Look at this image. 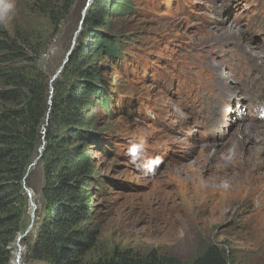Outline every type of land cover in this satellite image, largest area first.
Here are the masks:
<instances>
[{
	"label": "rangeland",
	"instance_id": "rangeland-1",
	"mask_svg": "<svg viewBox=\"0 0 264 264\" xmlns=\"http://www.w3.org/2000/svg\"><path fill=\"white\" fill-rule=\"evenodd\" d=\"M37 1L0 0V21L33 39L49 96L80 38H101L91 57L110 109L86 114L90 211L70 226L94 241L84 261L128 248L189 261L213 243L233 264H264V62L250 55L258 44L264 58V0H111L96 35L85 25L94 0ZM241 121L257 137L233 135ZM42 132L21 181L31 195L24 229L36 232ZM33 238L20 242L19 264H47L30 257Z\"/></svg>",
	"mask_w": 264,
	"mask_h": 264
},
{
	"label": "trees",
	"instance_id": "trees-1",
	"mask_svg": "<svg viewBox=\"0 0 264 264\" xmlns=\"http://www.w3.org/2000/svg\"><path fill=\"white\" fill-rule=\"evenodd\" d=\"M110 1L94 0L85 23L87 28L93 27L92 35H96L95 27L103 24L102 15L113 5ZM36 3L41 8L47 1ZM10 33L0 21V264H10L8 247L26 226L27 196L21 181L37 156L47 114L40 158L44 216L29 245L30 257L47 264H233L232 255L213 243H205L189 261L155 249L139 252L129 248L84 261L94 241L88 230L70 226L90 211L92 188L86 181L92 180L87 175L91 156L86 140H90L87 129L92 123L86 114L92 106L100 107L96 103L100 98L96 85L100 69L91 54L101 38L89 34L85 44L80 38L79 48L65 63L61 79L51 84L48 112L50 84L37 67V47L22 30L16 28L13 36ZM63 228L68 230L63 232Z\"/></svg>",
	"mask_w": 264,
	"mask_h": 264
},
{
	"label": "bare ground",
	"instance_id": "bare-ground-1",
	"mask_svg": "<svg viewBox=\"0 0 264 264\" xmlns=\"http://www.w3.org/2000/svg\"><path fill=\"white\" fill-rule=\"evenodd\" d=\"M255 22H256V24L257 25H259L260 24V22L259 21H257V20H255ZM232 26V25H231ZM229 34H233V32H232V30L230 29L229 31H228V35ZM232 35H230L229 37H231ZM234 38H236V37H234ZM239 38V37H238ZM233 39V38H232ZM244 44H240V48H241V46H243ZM261 47V45H256V46H251V48L252 49H254V51L255 52H253V53H251L250 55H251V57H253V58H258L261 62H264V58L262 57V56H260V55H258L259 53H258V51H257V49H256V47ZM256 49V50H255ZM261 50H263L262 48H260V51ZM264 53V52H263ZM219 73V72H218ZM224 80V79H223ZM238 119H242V117L238 114ZM241 126H240V123L238 124V127L236 128L237 129V132L235 131V133L233 134V135H236L237 133H239L241 136H243V135H246V134H252V135H256V136H254V137H257V131H256V127H254V126H252V124H248V123H244L243 124V122L241 121ZM254 125V124H253ZM257 132V133H256ZM263 134V133H262ZM237 136V135H236ZM235 136V137H236ZM262 136V135H261ZM238 138H239V136H237ZM233 138V137H232ZM244 140V139H243ZM239 141H241V140H239ZM239 141H237V143L239 142ZM236 142V141H235ZM254 142H256V141H254ZM263 144V143H262ZM261 144V145H262ZM259 145V144H258ZM264 148V147H263ZM238 153V152H237ZM245 153V152H244ZM249 153V152H248ZM245 155H247V156H249V154H245ZM245 158V157H244ZM248 159V158H247ZM251 163H252V161H250ZM205 166V165H204ZM210 167V166H209ZM213 167V166H212ZM210 171V170H209ZM212 171H213V169H212ZM215 171V170H214ZM212 173V172H211ZM210 173V174H211ZM221 174V173H220ZM207 180V179H206ZM30 206V205H29ZM18 248H20L19 246H18ZM18 250V249H17ZM17 250H16V252H15V256H14V260H13V262H11L12 264H19L20 263V259H21V257L18 255L19 254V252H17ZM24 251V250H23Z\"/></svg>",
	"mask_w": 264,
	"mask_h": 264
},
{
	"label": "clouds",
	"instance_id": "clouds-1",
	"mask_svg": "<svg viewBox=\"0 0 264 264\" xmlns=\"http://www.w3.org/2000/svg\"><path fill=\"white\" fill-rule=\"evenodd\" d=\"M98 65V64H97ZM100 65H98V67H99ZM52 86V85H51ZM53 90V89H52ZM53 92V91H52ZM100 94V93H99ZM50 97L51 96H49V99H48V104H49V100H50ZM100 98L97 100L101 105H102V108H101V110H109L110 109V105L108 104V101L106 100V99H103L102 97H101V94H100V96H99ZM101 98L104 100L103 102L101 101ZM50 104H51V100H50ZM50 104H49V107H48V112H49V109H50ZM101 105H99L100 107H101ZM100 110V109H99ZM47 116H48V114H47ZM46 126V125H45ZM43 129V128H42ZM44 130H45V128H44ZM45 132V131H44ZM44 132H42L43 134H44ZM28 171V170H27ZM26 171V172H27ZM23 189H25V188H23ZM26 191V190H25ZM25 194L30 198L31 197V195H30V192H25ZM30 209H31V211H34L35 210V206H34V204L32 203L31 205H30ZM32 228L34 229V230H32ZM37 229H39V224H38V227H37ZM23 234L22 235H20L19 237H18V241H17V245L19 246L21 243H23V244H21V245H24V247L26 246V242H25V239H26V237H30V236H33V237H35L36 236V234H37V232H36V226L34 227L33 225H30V226H28L27 227V229H24L23 230V232H22ZM34 239V238H33ZM21 242V243H20ZM12 244V243H11ZM20 245V246H21ZM19 246V247H20ZM23 247V246H22ZM9 249L11 248L12 249V245H10L9 247H8ZM17 249V248H16ZM21 249L22 248H18V250H17V252H19V254L18 255H20V252H21ZM11 252H12V250H11Z\"/></svg>",
	"mask_w": 264,
	"mask_h": 264
},
{
	"label": "water",
	"instance_id": "water-1",
	"mask_svg": "<svg viewBox=\"0 0 264 264\" xmlns=\"http://www.w3.org/2000/svg\"><path fill=\"white\" fill-rule=\"evenodd\" d=\"M67 58H68V57H66L65 61H63V64L67 61ZM49 104H50V100H49ZM47 120H48V117L46 116V118H45V123H44L43 126H42V128H43V132L45 131L44 128H45V125H46V123H47ZM40 150H41V148H39V151H40ZM40 155H41V151H40ZM40 155H39V156H40ZM39 156H38V157H39ZM28 172H29V171H27V172L25 173L24 179H25L26 176L28 175Z\"/></svg>",
	"mask_w": 264,
	"mask_h": 264
},
{
	"label": "built area",
	"instance_id": "built-area-1",
	"mask_svg": "<svg viewBox=\"0 0 264 264\" xmlns=\"http://www.w3.org/2000/svg\"><path fill=\"white\" fill-rule=\"evenodd\" d=\"M21 248V247H20Z\"/></svg>",
	"mask_w": 264,
	"mask_h": 264
}]
</instances>
